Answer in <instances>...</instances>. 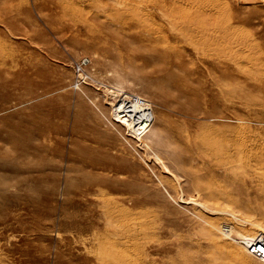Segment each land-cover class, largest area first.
Instances as JSON below:
<instances>
[{
  "label": "rangeland",
  "instance_id": "374dc122",
  "mask_svg": "<svg viewBox=\"0 0 264 264\" xmlns=\"http://www.w3.org/2000/svg\"><path fill=\"white\" fill-rule=\"evenodd\" d=\"M215 3L264 44V0ZM207 5L0 0V264H264V90L178 68Z\"/></svg>",
  "mask_w": 264,
  "mask_h": 264
},
{
  "label": "bare ground",
  "instance_id": "6f19581e",
  "mask_svg": "<svg viewBox=\"0 0 264 264\" xmlns=\"http://www.w3.org/2000/svg\"><path fill=\"white\" fill-rule=\"evenodd\" d=\"M127 1V0H126ZM143 1V0H142ZM169 1V0H168ZM175 1V0H173ZM178 1V0H177ZM181 1V0H180ZM195 1V0H194ZM197 1V0H196ZM218 1V0H217ZM238 3H241L243 5H247L246 3L251 4V2L253 3L254 0H237ZM256 1V0H255ZM258 1V0H257ZM123 2V1H122ZM121 2V3H122ZM145 2V1H144ZM152 2V1H151ZM120 3V2H118ZM121 3L119 5H121ZM190 3V2H189ZM193 2H191L192 4ZM197 3V2H194ZM193 3V4H194ZM229 3V2H228ZM257 3V2H256ZM259 3V2H258ZM42 4V3H41ZM40 4V5H41ZM147 4V3H146ZM190 4V5H191ZM192 4V5H193ZM207 6H205V8H207L208 12L205 11L206 13V18L205 20L207 21V24L205 23V27H204V31H202V34H196L195 36H189L187 39H184V37L180 38L179 40L175 41L176 44H180L179 46L183 45V51H180L179 54H176L178 51L177 48L175 47L173 49V53L178 55L179 57V63L181 64L178 67L179 69H181L182 71H184L185 67L187 66V60L185 59V57L187 58V55H191V54H195L198 58L199 63H201V65H210L212 67L216 68V65L223 68V70L227 71L228 75L230 76L231 79H236V80H240V78L244 79V75H246L249 80H251L255 86L258 87V89L264 90V44H257L254 43L255 41L253 40L250 41L248 39V37L245 38V34L244 37L241 36V34H239L240 32H242V28L240 26V24L235 25L234 22L232 20H226L229 17H226L225 13L220 11V9H215L213 8L214 5H216L215 0H207ZM248 4V5H249ZM39 7H44V6H40ZM142 5V4H141ZM224 5V4H223ZM226 5V4H225ZM254 5V4H253ZM20 6V5H19ZM135 6V5H134ZM189 6V5H188ZM129 7V6H128ZM138 7V6H137ZM141 7V6H140ZM143 7V6H142ZM249 7V6H248ZM247 7V8H248ZM13 8V7H12ZM11 8V9H12ZM25 8V7H24ZM199 8V7H198ZM204 8V7H203ZM204 8V9H205ZM26 9V8H25ZM24 9V10H25ZM127 9V8H125ZM130 9V8H128ZM127 9V10H128ZM133 9V8H132ZM135 9V7H134ZM133 9V10H134ZM215 9V11H214ZM233 9V8H232ZM7 10V9H5ZM4 10V11H5ZM18 10V9H17ZM16 10V11H17ZM21 10V9H19ZM23 10V9H22ZM146 10V9H145ZM150 14L153 15L155 14L154 10H150L148 9ZM197 10V9H196ZM200 10V9H199ZM2 14V10H0ZM8 11V10H7ZM14 11V10H12ZM28 11V10H27ZM26 11V12H27ZM112 12L115 13V11L111 10ZM123 11V10H122ZM126 11V10H124ZM137 11L134 10V12ZM139 11V10H138ZM203 11V12H204ZM214 11V12H213ZM228 11V10H226ZM11 12V11H10ZM19 13V11H17ZM15 12V13H17ZM23 12V11H22ZM25 12V11H24ZM29 12V11H28ZM31 12V11H30ZM29 12V13H30ZM65 12V11H64ZM121 12V11H120ZM128 12V11H126ZM141 12V11H140ZM147 12V11H146ZM239 12V11H238ZM108 13V12H107ZM125 13V12H124ZM136 13V12H135ZM143 13V12H142ZM163 13V12H162ZM8 14V13H6ZM22 13H20L21 16ZM126 14V13H125ZM171 14V13H170ZM27 15H29L27 13ZM32 15V14H31ZM129 15V14H128ZM144 20L149 19V17L146 15V13L144 14ZM204 15V14H203ZM243 15V14H242ZM19 16V17H20ZM23 16V15H22ZM25 16V15H24ZM30 16V15H29ZM33 16V15H32ZM120 16V15H119ZM131 15H129L130 17ZM169 16V15H167ZM205 16V15H204ZM253 15H251L252 17ZM263 15H261L259 17V19L262 18ZM31 17V16H30ZM126 17V16H124ZM3 18V17H2ZM28 18V16H26V19ZM140 18V16H139ZM169 18V17H168ZM248 18V17H247ZM246 18V19H247ZM143 19V18H142ZM170 19V18H169ZM174 19V18H173ZM173 19H171V21H173ZM177 19V18H176ZM12 20V19H11ZM20 20V19H18ZM29 20V19H28ZM33 20V19H32ZM122 20V19H121ZM135 20V19H134ZM143 20V21H144ZM204 20V21H205ZM244 19H240V21L237 18V21H239L240 23L243 22ZM249 20V18L247 19ZM8 21V19L6 20ZM13 21V20H12ZM25 21V20H23ZM31 21V19L29 20V22ZM140 20V22H143ZM251 21V20H250ZM156 22V21H155ZM197 22V20H196ZM26 23V21H25ZM33 23V22H31ZM36 23V22H35ZM34 23V24H35ZM174 23V22H172ZM34 24L32 26H34ZM150 24V23H149ZM148 24V25H149ZM153 24V23H152ZM26 26V24H24ZM30 25V23H29ZM30 25V26H31ZM147 25V27H148ZM176 25V24H175ZM20 26V25H19ZM23 26V25H21ZM152 26V25H150ZM177 26V25H176ZM175 26V28H176ZM129 27H137L136 25H133L131 23V26ZM141 27V25H140ZM172 27V26H171ZM178 27V26H177ZM181 27V25H180ZM190 27H192L190 25ZM30 28V27H28ZM38 28V27H36ZM194 28V26L192 27ZM191 28V29H192ZM31 29V28H30ZM146 29V28H145ZM199 29V28H198ZM28 30V29H27ZM175 30V29H174ZM38 31V30H37ZM177 31V30H176ZM179 31V30H178ZM193 32V31H192ZM195 32V29H194ZM185 33V31L183 32V34ZM228 33V34H227ZM181 34V33H180ZM230 34V35H229ZM249 36V35H248ZM145 40L148 41H153L156 40V37H150V36H145L143 35ZM158 38V36H157ZM160 38V37H159ZM158 38V39H159ZM170 42L166 43V45H169ZM140 45V44H139ZM158 45V44H157ZM190 46V47H189ZM190 52V54L186 53V52ZM172 53V54H173ZM184 53V56L183 54ZM170 55V54H167ZM192 58L190 59V62H194ZM171 65V64H170ZM175 66V65H174ZM175 68V67H172ZM176 68V70L178 69ZM183 68V69H182ZM246 69V70H244ZM191 69L189 70V72L185 71L184 74V78L186 79H190V73ZM245 74H244V73ZM244 74V75H243ZM4 77V76H3ZM193 80V79H192ZM194 81V80H193ZM192 81V82H193ZM198 82V81H197ZM196 82V83H197ZM241 82H245V81H241ZM246 83V82H245ZM264 108V107H263ZM241 121V120H240ZM222 158L220 157L221 161L218 162L219 166L218 168L220 170H222L221 172V176L223 178L226 177V175L228 176V178L230 180H235V181H240L241 179H249V174L244 170L239 168L238 166H236L235 160H241L244 159L243 156H240L236 159V157L233 154H226L225 156L222 154L221 155ZM212 157V156H211ZM213 158V157H212ZM218 161V160H217ZM251 161V160H250ZM239 164H242L241 161H237ZM254 185H251L249 188L253 189ZM240 190V188H237ZM242 189L244 188V185L242 186ZM255 192H257L258 194L264 193V181L257 186V188H255L254 190ZM208 192H210L209 190L204 194L203 197H207ZM245 193V192H244ZM243 193V194H244ZM214 194V193H213ZM213 198V196H212ZM238 199V198H237ZM242 199V197H241ZM241 199L236 200V204L241 205ZM108 205V204H107ZM110 206V205H109ZM100 208V207H99ZM107 210V209H106Z\"/></svg>",
  "mask_w": 264,
  "mask_h": 264
},
{
  "label": "built area",
  "instance_id": "2783aa9c",
  "mask_svg": "<svg viewBox=\"0 0 264 264\" xmlns=\"http://www.w3.org/2000/svg\"><path fill=\"white\" fill-rule=\"evenodd\" d=\"M258 248H260V247L257 245V246H256L257 253H259V254H263V255H264V253L260 252Z\"/></svg>",
  "mask_w": 264,
  "mask_h": 264
}]
</instances>
